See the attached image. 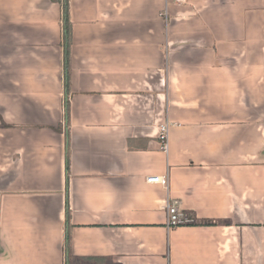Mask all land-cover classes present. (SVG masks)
I'll return each mask as SVG.
<instances>
[{
  "label": "crops",
  "instance_id": "0c3cea01",
  "mask_svg": "<svg viewBox=\"0 0 264 264\" xmlns=\"http://www.w3.org/2000/svg\"><path fill=\"white\" fill-rule=\"evenodd\" d=\"M59 1L0 0V264H264V0H71L69 94Z\"/></svg>",
  "mask_w": 264,
  "mask_h": 264
},
{
  "label": "built area",
  "instance_id": "2783aa9c",
  "mask_svg": "<svg viewBox=\"0 0 264 264\" xmlns=\"http://www.w3.org/2000/svg\"><path fill=\"white\" fill-rule=\"evenodd\" d=\"M177 3H183L187 0H174ZM172 124L170 121L165 120L160 122L157 125V139L159 142L160 149L164 152H168L169 150V132L171 129ZM148 183H158L164 188H168L169 179L167 176H151L147 179ZM166 211H167V228L169 230L185 226L191 225L194 223V220L184 212L178 201H168L166 203Z\"/></svg>",
  "mask_w": 264,
  "mask_h": 264
},
{
  "label": "trees",
  "instance_id": "16d2710c",
  "mask_svg": "<svg viewBox=\"0 0 264 264\" xmlns=\"http://www.w3.org/2000/svg\"><path fill=\"white\" fill-rule=\"evenodd\" d=\"M62 6V48H63V57H64V77H65V88L67 94L70 92L71 85V61H72V45H73V23L71 21V0H60ZM66 113L68 118L70 117V102H68L66 107ZM59 130V129H55ZM67 169L70 165V154L68 151L67 155ZM68 223H70V211L68 209ZM195 224V223H193ZM192 224V225H193ZM213 224V223H208Z\"/></svg>",
  "mask_w": 264,
  "mask_h": 264
}]
</instances>
